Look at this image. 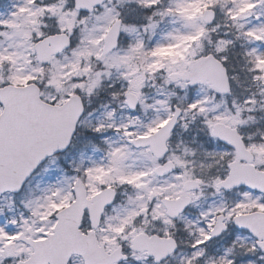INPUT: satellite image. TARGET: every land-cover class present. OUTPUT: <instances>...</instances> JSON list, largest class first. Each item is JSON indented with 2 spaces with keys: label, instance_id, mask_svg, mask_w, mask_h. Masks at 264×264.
Here are the masks:
<instances>
[{
  "label": "rangeland",
  "instance_id": "374dc122",
  "mask_svg": "<svg viewBox=\"0 0 264 264\" xmlns=\"http://www.w3.org/2000/svg\"><path fill=\"white\" fill-rule=\"evenodd\" d=\"M0 1V83L37 82L41 88L39 96L48 103H61L75 93L81 96L85 108L69 150L47 159L19 194H5L0 199V264L26 258L30 251L27 245L14 241L15 235L23 233L39 239L52 229L55 212L72 200L70 187L81 178V165L86 173L82 180L87 197L103 187L116 192L97 231L99 242L109 251L143 231L180 237L187 229L186 240H197L206 235L207 225L218 211L229 221L232 214L250 208L264 209V198L245 190L229 193L227 206L223 205L227 199L218 191L208 192L209 205L205 210L196 205L203 196L202 188L214 186L225 175L223 164L233 156L211 139L209 126L214 122H226L238 130L254 156L255 168L264 170V138L250 133L251 124L246 119L249 113L264 118V15L259 7H253L256 0H234L236 4L228 9L227 18L234 17L246 26L244 33L254 40L250 53L255 55V65L261 73L252 71L244 93L230 70L232 94L228 97L217 95L205 84L194 87L165 157L173 161L176 170L162 178L154 176L152 169L158 162L147 149H134L126 140L149 135L170 116L172 106L178 105L177 97L181 94L185 99L186 83L175 80L168 84L169 76L186 72L193 60L205 54L212 53L226 65V48L232 41L225 37L213 39L210 33L217 27L211 26L207 31L201 22L204 8L216 13L215 20L220 18L224 1L168 0L166 5L171 12L166 18L153 16L159 3L165 5L163 0H108L85 17L71 9L70 0H13L14 7L9 5L5 11L6 3ZM174 11L175 16L171 15ZM137 17L143 18L145 28L154 29L157 23L163 29L156 36L153 49L145 48L143 43L146 30L132 25ZM117 19L122 21L119 44L102 56L101 39ZM60 32L70 38L71 47L52 57L45 68L35 64L33 40ZM229 67L236 68L231 60ZM155 79L163 86H157ZM126 91L137 96V112H129L119 99ZM148 99L151 103H146ZM146 110L153 112L152 117L143 116ZM185 179L196 180L200 188L190 193V210L172 222L159 197L178 196ZM197 208L199 215H194ZM236 238V242L244 241L255 250L252 239ZM228 239V235L220 237L217 248ZM128 257L122 264H154L137 253L129 252ZM227 257L225 253L217 256L218 264ZM191 258L177 252L166 262L155 264H191ZM69 264H82L81 258L72 257Z\"/></svg>",
  "mask_w": 264,
  "mask_h": 264
},
{
  "label": "water",
  "instance_id": "95a60500",
  "mask_svg": "<svg viewBox=\"0 0 264 264\" xmlns=\"http://www.w3.org/2000/svg\"><path fill=\"white\" fill-rule=\"evenodd\" d=\"M105 0H75V9L90 11L92 6L99 5ZM214 14L209 10L202 12V21L209 25L213 20ZM119 22L113 23L109 31L104 36L103 52L107 53L114 48L116 37L118 35ZM69 46V41L65 34L49 36L37 42L34 46L37 60L48 62L50 55L59 53L60 50ZM189 72L179 74L178 79L187 80L189 85L201 84L206 82L211 88L219 93L228 94V77L225 67L212 56L201 57L191 63ZM126 103L130 110L136 106L135 97L127 93ZM0 103L2 112L0 113V196L3 192L15 193L20 190L23 182L34 172L33 170L44 161V158L57 152L65 151V148L71 140L75 130V124L82 113V105L79 97L73 95L62 105H47L39 100L36 86L30 84L24 87L6 86L0 88ZM170 119L163 124L159 130L149 137H139L132 140L137 147L140 145L150 146V150L157 157L165 151V141L169 132L175 125V121L180 114L176 108L173 109ZM212 135L216 136L221 142L230 145L236 152V160L229 166V175L223 181L217 183L219 188L224 190L245 186L248 190L260 191L264 194V171H255L250 164H239L238 160L245 162L251 160V155L243 149L235 131L225 124L215 123L212 127ZM173 165L167 162L161 167L156 168L159 175L172 171ZM196 183L187 181L184 183V189H192ZM72 191L75 201L67 208L58 211L56 223L52 233L45 234V238L32 240L19 234L16 240L28 244L32 252L28 253L25 261H19L16 264H66L72 253L82 255L85 264H94L93 262L108 258L97 250L96 255L92 254L90 263L86 262V253L91 254L97 248L94 237H83L78 233L79 210H72L83 198L84 192L79 186L78 181L74 183ZM102 191L94 198L105 196ZM110 195L106 196L110 199ZM104 199V198H103ZM167 212L172 217L177 214L178 208L181 209L187 202V198L164 200ZM99 203V210L94 215L98 216L101 207L109 203L108 200ZM183 204V205H182ZM222 217L218 216L212 227L211 236L216 237L225 228L221 224ZM236 227L247 229L253 237L257 239L256 245L264 250V211L252 212L250 214L239 215L233 218ZM89 240V241H88ZM85 242L88 244H85ZM131 249L143 250L156 259L165 258L175 249V244L170 239H160L157 236L147 237L145 234L136 235L130 245ZM108 258L106 264H111L113 260H121L123 257H117L113 253Z\"/></svg>",
  "mask_w": 264,
  "mask_h": 264
},
{
  "label": "trees",
  "instance_id": "16d2710c",
  "mask_svg": "<svg viewBox=\"0 0 264 264\" xmlns=\"http://www.w3.org/2000/svg\"><path fill=\"white\" fill-rule=\"evenodd\" d=\"M223 6L221 7V16L220 18H217L214 22L215 26L217 27L213 33L214 37L213 39H221L226 38L227 40L232 41V44L230 46L227 45L226 48V54H227V60H226V66L228 67V71L232 72V74L237 77V79L242 80L244 83V80L246 79V70L250 69L251 64L254 62V58L250 53L251 46L249 44V37L243 34L241 27L239 26V23L236 21V19L233 18H227L228 13L227 9L230 6H233L236 4L233 0H223ZM217 5H219L220 1L215 2ZM167 12H162V15L166 18ZM223 15V16H222ZM175 16V15H173ZM209 28H207V31ZM221 33V34H220ZM220 34V35H219ZM244 54V55H243ZM243 56V57H242ZM232 61L234 65L236 66L235 69H231L229 67V61ZM249 63V65L247 64ZM228 64V65H227ZM243 83L240 82V87L243 86ZM255 130V135H259L262 133L261 126H259L256 122V125L253 126Z\"/></svg>",
  "mask_w": 264,
  "mask_h": 264
},
{
  "label": "flooded vegetation",
  "instance_id": "af4514ba",
  "mask_svg": "<svg viewBox=\"0 0 264 264\" xmlns=\"http://www.w3.org/2000/svg\"><path fill=\"white\" fill-rule=\"evenodd\" d=\"M175 132V131H174ZM174 132H173V134H172V136L174 135ZM168 150H169V148H168ZM232 152V151H231ZM233 153V152H232ZM233 157V156H232ZM229 161V160H228ZM227 161V162H228ZM226 162V163H227ZM228 164V163H227ZM175 170H176V167H175ZM174 170V171H175ZM200 188V187H199ZM204 191H203V196L202 197H200V198H198V200L196 201V204L197 203H199V205H197V206H199L200 208H201V210H205L207 207L206 206H208L209 205V196H208V187H206V188H202ZM238 190H243V189H238ZM238 190H236V191H231L232 193H234V192H237ZM231 192H227V193H224V195L225 196H227L229 193H231ZM181 195V193L178 195V196H180ZM178 196H176V197H178ZM188 196L190 197V200H191V196H190V193H188ZM228 204H230V200H228L227 202H225V206H227ZM233 204V203H232ZM106 210L107 209H105L104 211L106 212ZM82 212H83V214H82V218H81V224L83 225V231L84 232H88L89 230H90V223L88 222V215H89V212H88V208L86 207V206H84L83 207V209H82ZM105 214V213H104ZM103 214V215H104ZM102 217V216H101ZM101 217H100V219H99V221L98 222H100L101 221ZM231 218V217H230ZM100 224H101V222L99 223V226H98V228H96V229H94V234H95V237H96V239H97V241H98V244H102V243H100L99 242V240H98V238H97V235H98V233H97V231H98V229H99V227H100ZM209 225V226H208ZM208 225H207V230H206V235L204 236V237H202V238H200V239H198L197 238V240L196 239H193V240H191V241H189V243H183V245H181V249H183V250H185L186 252H185V255H188V256H190V257H195V260H191L192 262H194V264H200V263H202V259L204 258V257H209V256H214V249H213V245H216V244H218V241L220 240V237L221 236H219L217 239H212V238H209L208 237V234H209V232H210V229H211V223L209 222L208 223ZM227 227V226H226ZM228 229V228H227ZM232 230H231V232H233L234 231V234L236 235V236H242V237H246V233L244 234V232H242V231H237L234 227L233 228H231ZM231 235V234H230ZM167 236V235H166ZM171 238H173L176 242H177V244L180 242V239L182 240V238H183V235H182V233L180 234V237L179 236H176L175 237V235H169ZM198 237H200V236H198ZM230 238H232V239H234L232 236L230 237ZM191 239V238H190ZM128 241V240H127ZM127 241L126 240H123L122 242H119V243H117L116 245H115V247H117V246H120L121 247V249L123 250V248L125 247V246H127L128 245V243H127ZM243 241H241L240 243H242ZM240 243H238L240 246H234V248L235 249H237L236 250V254H238V253H244V252H246L247 250H249L250 248L248 247V246H245V245H243V244H240ZM237 244V243H236ZM114 247V248H115ZM113 249V248H112ZM108 252H110L109 250H107ZM232 253H233V250H232ZM145 256V255H144ZM261 258H263L264 259V255L262 254V256H261ZM147 260H149L150 262H153V261H151V259H148V258H146ZM235 259H236V257H235ZM246 259H248L249 260V257L248 256H246V257H243V258H241L239 261H244V260H246ZM191 262V263H192ZM263 264H264V260H263Z\"/></svg>",
  "mask_w": 264,
  "mask_h": 264
}]
</instances>
